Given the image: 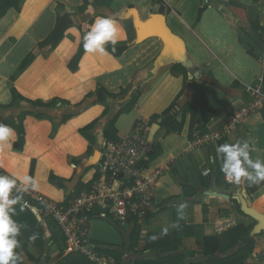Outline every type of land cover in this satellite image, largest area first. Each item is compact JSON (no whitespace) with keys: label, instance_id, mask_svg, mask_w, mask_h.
I'll return each instance as SVG.
<instances>
[{"label":"crops","instance_id":"0c3cea01","mask_svg":"<svg viewBox=\"0 0 264 264\" xmlns=\"http://www.w3.org/2000/svg\"><path fill=\"white\" fill-rule=\"evenodd\" d=\"M165 2L180 14L171 13L166 22L185 41L195 62L197 74L193 80L188 71L186 77L177 68L172 57L157 61L163 43L156 38L136 43L119 58L110 53L101 56L85 52L79 72L72 73L64 64L74 45L73 39L67 37L54 52L39 56L27 70L18 73L24 58L54 30L57 5L73 14L75 25L96 17H121L117 22L124 37L117 47L137 40L128 8L134 7L141 19L147 20L159 13L160 7L153 0H114L109 7L97 8L95 16L86 17L78 13L82 0H25L20 12L11 9L0 20V123L15 131V137L0 146V169L13 177H33L38 186L29 189L32 193L61 203L91 191L101 149L108 142L105 132L111 129L113 119L116 118L114 137L118 140L130 134L140 119L150 121L152 127L160 126L144 162L151 169L166 167L154 215L145 222L135 220L124 226L101 217L91 222L92 241L101 243L116 264H170L161 260L175 256H181L187 264L206 262L201 245L205 238L225 241L231 228L253 224L252 219L233 212L232 198L240 201L233 193L235 183H224L216 147L246 140L251 157L264 160L262 114L252 115L218 144L197 149L189 146L197 137L222 129L246 104L244 88L264 78V36L258 34V30L264 32V0ZM203 7L207 10L198 21ZM12 77L16 78L15 88L27 100L50 103L61 99L67 104L53 108L13 104L9 86ZM99 86L116 98L104 103H97L96 96L87 99ZM133 96L138 98L135 107L118 115ZM173 106L174 120L167 125L165 112ZM96 120L95 128L87 130ZM91 146L93 153L89 154ZM206 169L211 170L208 178L203 175ZM248 183L242 195H248ZM256 193L255 198L254 194L248 199L264 215V185L259 183ZM180 203L186 205L185 220L194 231V237H184L181 243L172 236L175 210ZM226 221H233L234 226L227 224L226 230L219 233L218 224ZM164 228H168L167 235H161ZM58 254L57 246L48 249L43 264L47 258L58 262ZM68 255L65 252L63 258ZM247 263L264 264V237L256 239L255 253Z\"/></svg>","mask_w":264,"mask_h":264},{"label":"built area","instance_id":"2783aa9c","mask_svg":"<svg viewBox=\"0 0 264 264\" xmlns=\"http://www.w3.org/2000/svg\"><path fill=\"white\" fill-rule=\"evenodd\" d=\"M244 92L247 102L230 121L214 133L197 137L190 143V149L218 144L231 137L252 115L264 111L263 78L254 85L246 86ZM152 125L150 121L140 119L130 134L117 142L108 141L103 145L97 178L91 191H84L61 203L31 191L22 193L45 207L65 239L66 252L79 254L91 264H116L110 254L92 241L93 220L90 216L96 215L95 219L108 218L116 225L124 226L135 220L145 222L154 215L157 192L166 167L151 169L144 163L154 143L149 140ZM210 174V169L203 172L207 178ZM0 175L12 176L1 169ZM222 177L225 184L233 185L225 179L224 174ZM17 187H22L19 181ZM14 193L21 194L16 190ZM34 209L41 215L39 209ZM227 224L234 226L233 221L220 222L218 232L225 231Z\"/></svg>","mask_w":264,"mask_h":264},{"label":"trees","instance_id":"16d2710c","mask_svg":"<svg viewBox=\"0 0 264 264\" xmlns=\"http://www.w3.org/2000/svg\"><path fill=\"white\" fill-rule=\"evenodd\" d=\"M24 1L25 0H0V20L11 9H15L17 12H20ZM113 1L114 0H82V5L78 8V13L83 17H86L88 15L95 16L97 14V8L109 7ZM153 3L155 6L160 7L159 13L166 17L169 16L171 13H176L178 16L180 15L177 11L170 8L165 2V0H153ZM90 6L92 9L91 12H89ZM133 8L134 7L131 6L128 8V10H131ZM206 10H207L206 7L200 9L198 21H200L203 13ZM235 10H237L238 12V9ZM57 14L58 17L54 30L46 40L38 43L35 46V48L24 58L23 62L21 63L18 69V73H22L25 70H27L39 56L45 54L46 52L48 53L54 52L57 49V47L61 44V42L67 37L73 39L74 45L70 50V52L68 53V55L65 57L64 64L72 73L79 72L81 61L85 56V49L83 46V36L89 30L91 24L94 22V19L90 20L88 23L85 24L75 25L74 22L72 21L73 14L66 12L63 6L61 5H57ZM114 19L118 21L119 19H121V17H117ZM258 34L259 36H264V32H261L259 30H258ZM135 44L136 42H132L125 46H117L114 52L112 51V46L110 44L106 45V48L108 53H110L112 56L116 58H119L122 57L123 54ZM177 68L184 71L185 75L187 74L186 73L187 70H185L183 67L178 65ZM15 81L16 78L12 77L10 79V84H9L11 95L13 98L12 101L13 104L20 102L25 105L30 104L33 107H43V108L44 107L53 108L56 107L58 104H67V102L61 99H53L50 103L27 100L23 98L15 88L14 86ZM187 82H189L188 78H187ZM93 96L97 97L96 99L97 103H104L109 99L116 98V96L108 93L101 86L97 88L95 93H90L89 95H87V99H90ZM137 99L138 98L133 96L132 99L129 101V103L125 106V108L119 110L118 115L122 114L123 112H129L131 109H133L135 107ZM174 109L175 106L171 107L165 112V114L168 116V118L164 121L165 124L169 125L173 122L174 119L171 116L174 114L173 113ZM261 114L264 119V111H262ZM67 120L68 118L65 119V121ZM97 123L98 120L92 122L88 127H86V129L87 130L94 129ZM115 123H116V118L111 121V129L105 132V137L107 138L108 141L111 142L118 141V139L114 137L113 127ZM88 153L89 154L93 153V146L89 147ZM98 167H99V163H98ZM55 181L56 179L53 180V183H55ZM261 185H264V182H261ZM257 188H258V184L256 185L249 182L245 189L249 196H253L257 192ZM240 191L242 192V188L239 185L237 189L238 192L237 196L240 199H244L254 208V206L250 203V201L245 199V198H249L248 195H245V197H243L240 194ZM21 195H22L21 203L27 202V206L24 208L23 211H21L20 205L19 204L16 205L15 206L16 213L12 217L13 220H15L19 225H21L20 234L17 237L20 244L16 250L20 254L21 258H26L27 259L26 263L43 264L44 255L46 254L48 249H50L53 246H57L59 250V254L57 255V257H55V261L59 260L57 264H82L81 261L82 262L84 261L83 264H87V260H85L79 254L75 255V253H72L63 258L66 252V242L64 237L62 236V233L58 229V226L52 220V218L48 216L46 209L42 204L36 203L30 197L24 194ZM238 203L239 206L241 207L243 213L242 215L246 218H250L243 211L241 201ZM28 206H30L31 208H37L41 211L40 212L41 221L37 219L36 215ZM177 210L178 208L175 210V223L177 222V215H178ZM183 212H184V219L178 221L180 226L178 228H175V231L172 234L174 239H179L180 243L184 237H189V238L194 237L193 229L187 226L185 220V210H183ZM95 216L96 215H91L90 218L92 220H95L96 218ZM256 224L257 223L254 221V223L249 227H246L243 224H239L231 228L225 235L226 237L225 241L220 239L219 237L205 238L201 245H203V256L207 257L208 260L206 262H190L188 264H249L247 263V260L255 253L256 239L258 237H264V232H261L260 234L254 233ZM34 235L36 237L35 240L30 239V237ZM96 244L100 248L104 249V247L101 244L99 243ZM106 252L111 255L109 251ZM61 258L63 259L60 261ZM172 258L173 259H171V257L167 259L164 258L161 261L162 262L168 261L170 264L171 263L187 264L185 263V261L181 256H175ZM78 259L80 260L79 262L76 261ZM52 263L53 260L48 261L47 258L45 264H52ZM21 264H25V263L21 262Z\"/></svg>","mask_w":264,"mask_h":264},{"label":"clouds","instance_id":"9594fccd","mask_svg":"<svg viewBox=\"0 0 264 264\" xmlns=\"http://www.w3.org/2000/svg\"><path fill=\"white\" fill-rule=\"evenodd\" d=\"M91 6L89 12H91ZM124 37V31L118 22L111 17H96L89 30L83 36V46L86 54L108 55L106 45L116 50V45ZM15 137V131L11 127L0 123V146ZM216 153L221 160V171L225 179L237 185L243 181L252 184L264 182V160L253 159L250 154L248 141H237L236 143H223L216 147ZM18 181L22 187H17ZM38 184L33 177H12L0 175V264H21V256L16 251L19 247L17 237L20 234L21 225L13 220L16 213V205H20L23 211L27 202L21 203L22 193L29 189L35 190ZM14 190L21 194H14ZM186 205H178L177 222L172 225L178 228L179 220L184 219V208ZM168 228H164L161 235H167ZM35 235L30 239L35 240ZM157 237L153 236L152 239Z\"/></svg>","mask_w":264,"mask_h":264},{"label":"water","instance_id":"95a60500","mask_svg":"<svg viewBox=\"0 0 264 264\" xmlns=\"http://www.w3.org/2000/svg\"><path fill=\"white\" fill-rule=\"evenodd\" d=\"M129 17L134 20V26L137 32L136 43L140 44L151 38L159 39L163 43V50L157 61L161 63V60L165 57H172L173 63L186 68L189 72V79H194L197 74L195 62L186 49L185 41L169 28L166 22V16L156 13L152 14L147 20H142L139 12L136 9H131ZM159 128L160 126L158 124L152 127L149 136L150 143L153 142ZM237 199L241 201L243 211L257 223L254 233L260 234L264 232V215L250 206L244 199H240L239 197ZM28 207L31 208L30 206ZM31 210L37 219L41 221V216L37 214V211L34 208H31Z\"/></svg>","mask_w":264,"mask_h":264},{"label":"rangeland","instance_id":"374dc122","mask_svg":"<svg viewBox=\"0 0 264 264\" xmlns=\"http://www.w3.org/2000/svg\"><path fill=\"white\" fill-rule=\"evenodd\" d=\"M260 114V113H259ZM240 185V187L242 188V190L244 189V185H246V181H244V182H242L241 184H239ZM239 185H237V184H234V186H235V188L233 189V193H234V196H237L238 195V192H237V189H238V186ZM220 190V189H219ZM261 190V189H260ZM260 190H259V192H260ZM243 192V191H242ZM240 194L242 195V193H241V191H240ZM257 194V193H256ZM256 194L254 195V197L253 198H255V196H256ZM244 195H245V193H244ZM244 195H242V196H244ZM246 200H249L248 198H245ZM232 202H233V204L235 205L234 206V208H233V212L235 213V214H237V215H240L241 217H244L242 214V210H241V207L239 206V203L237 202V201H235V200H233V198H232ZM246 218V217H245ZM250 219V218H249ZM50 221V220H49ZM103 221V220H102ZM251 221H253V220H251ZM107 223H109L108 221H106ZM111 222V221H110ZM253 223H254V221H253ZM99 243V242H98ZM101 244V243H100ZM76 254V253H75ZM26 261H27V259L26 258H21V262H24L25 264H30V263H26ZM76 261H80L79 259L78 260H76ZM58 262H53L52 264H57ZM81 263L83 264V262L81 261ZM91 264V263H90Z\"/></svg>","mask_w":264,"mask_h":264},{"label":"bare ground","instance_id":"6f19581e","mask_svg":"<svg viewBox=\"0 0 264 264\" xmlns=\"http://www.w3.org/2000/svg\"><path fill=\"white\" fill-rule=\"evenodd\" d=\"M94 180H95V179H94ZM94 180H93V181H94ZM254 209H255V208H254ZM256 210H257V209H256ZM257 211H258V210H257ZM258 212H259V211H258Z\"/></svg>","mask_w":264,"mask_h":264}]
</instances>
